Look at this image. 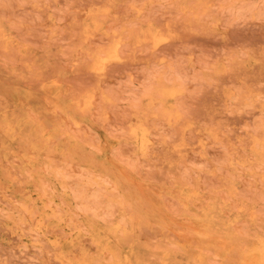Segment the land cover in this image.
I'll return each mask as SVG.
<instances>
[{"label": "rangeland", "instance_id": "1", "mask_svg": "<svg viewBox=\"0 0 264 264\" xmlns=\"http://www.w3.org/2000/svg\"><path fill=\"white\" fill-rule=\"evenodd\" d=\"M0 264H264V0H0Z\"/></svg>", "mask_w": 264, "mask_h": 264}]
</instances>
